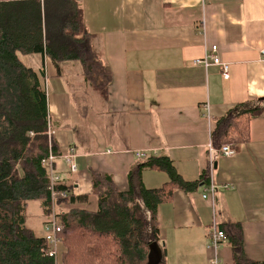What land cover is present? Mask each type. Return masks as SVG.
<instances>
[{"label": "crops", "instance_id": "crops-1", "mask_svg": "<svg viewBox=\"0 0 264 264\" xmlns=\"http://www.w3.org/2000/svg\"><path fill=\"white\" fill-rule=\"evenodd\" d=\"M76 1L94 48L111 72L106 98L88 85L76 62H64L57 70L39 54L19 55L24 65L36 71L43 66L53 78L46 80L49 123L59 152L54 171L73 195L88 196L85 202L59 208L97 211L92 169L110 175L119 190L127 191L133 167L148 157L167 156L184 181L201 182L192 190L175 188L172 199L158 207L160 239L148 258L151 254L155 264H212L216 256L218 264H234L227 239L216 253L206 249L214 218L202 193L214 121L238 102L264 97V0ZM212 45L229 63L228 79L217 65L194 64ZM203 103L209 105L210 120L203 116ZM250 136L245 143L232 144V156L212 154L214 205L218 228L239 222L245 254L260 264L264 115L251 120ZM69 148L76 154L74 173L62 159ZM141 176L146 190L169 181L167 173L155 169L142 168ZM34 203L37 210L27 226L43 237L47 216L40 202ZM60 250L63 256V244Z\"/></svg>", "mask_w": 264, "mask_h": 264}, {"label": "trees", "instance_id": "trees-1", "mask_svg": "<svg viewBox=\"0 0 264 264\" xmlns=\"http://www.w3.org/2000/svg\"><path fill=\"white\" fill-rule=\"evenodd\" d=\"M76 0H0V264H57L47 253L48 244L27 226V207L39 201L48 217L49 176L42 160L49 153L48 109L42 66L24 65L19 55L39 54L59 70L76 62L83 79L107 97L111 72L102 62ZM264 115V97L232 105L214 121L210 143L216 153L223 144L249 140L250 122ZM59 154L55 141L50 146ZM142 168L167 173L159 188H145ZM98 209H60L58 236L66 252L63 264H146L159 242L158 207L172 199L175 188L192 190L201 181H184L167 156L148 157L128 173L129 188L121 191L110 175L89 171ZM65 190L58 206L85 202L88 196ZM231 246L234 264H259L249 260L239 222L219 226ZM260 264H264L261 262Z\"/></svg>", "mask_w": 264, "mask_h": 264}, {"label": "built area", "instance_id": "built-area-1", "mask_svg": "<svg viewBox=\"0 0 264 264\" xmlns=\"http://www.w3.org/2000/svg\"><path fill=\"white\" fill-rule=\"evenodd\" d=\"M217 46L212 45L207 49L205 55L201 58L195 59L194 64L203 65L204 67H208L211 65H217L221 70L222 76L225 79L229 78V63L224 62L221 60L219 55L216 54ZM261 57L264 59V49L261 51ZM201 111L203 112V116L208 120L211 119L210 115V108L208 103H203L201 105ZM48 128H47V138L49 144V153L47 157L42 160V164L46 167L48 176H49V191H50V208L49 214L47 217V221L44 224V238L48 244L47 253L49 256L53 257L57 264H61L62 262V251L60 247H62V241L59 238L58 234L62 230V226L59 222V206H58V199L65 198L67 192L65 190H57L56 184L61 182L60 175L54 171L55 170V159L56 154H54L50 146L52 144V140L54 138L55 131L51 127L48 119ZM208 154H209V162L207 167V184L203 189L202 197L207 198L211 202L212 206V215H213V222L211 227L208 230V244L206 249L208 251H213L216 253L219 245L225 241L226 237L224 233L218 228L216 222V210H215V191L216 186L214 184V179L212 176L213 172V158L212 154L216 153V149L212 146L209 142L208 144ZM219 153L223 156H232L235 154V148L232 144L226 143L223 144L219 150ZM138 158H144L146 155L144 153H137ZM62 159L64 164L67 166L69 172L74 173L77 171V164H76V154L74 153L73 148H69L68 151L62 155ZM212 264H218L219 260L214 256V258L210 261Z\"/></svg>", "mask_w": 264, "mask_h": 264}, {"label": "rangeland", "instance_id": "rangeland-1", "mask_svg": "<svg viewBox=\"0 0 264 264\" xmlns=\"http://www.w3.org/2000/svg\"><path fill=\"white\" fill-rule=\"evenodd\" d=\"M72 72L75 73V67H72ZM71 73V76H73L74 74ZM47 79H53L52 77H47ZM47 80L45 81V86H46V91H47ZM49 97V94H48V91H47V99ZM37 204H35L34 202L32 203H29V208L27 209V216H28V219L31 220V216L36 212L37 210Z\"/></svg>", "mask_w": 264, "mask_h": 264}, {"label": "water", "instance_id": "water-1", "mask_svg": "<svg viewBox=\"0 0 264 264\" xmlns=\"http://www.w3.org/2000/svg\"><path fill=\"white\" fill-rule=\"evenodd\" d=\"M148 264H155L152 255L150 254L149 258H148Z\"/></svg>", "mask_w": 264, "mask_h": 264}]
</instances>
